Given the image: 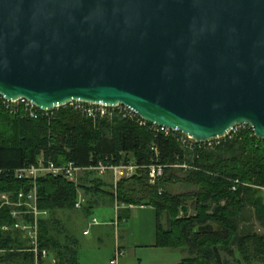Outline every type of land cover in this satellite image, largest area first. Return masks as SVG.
Returning a JSON list of instances; mask_svg holds the SVG:
<instances>
[{"label": "water", "instance_id": "95a60500", "mask_svg": "<svg viewBox=\"0 0 264 264\" xmlns=\"http://www.w3.org/2000/svg\"><path fill=\"white\" fill-rule=\"evenodd\" d=\"M0 96L121 104L197 144L240 124L264 140V0H0Z\"/></svg>", "mask_w": 264, "mask_h": 264}, {"label": "trees", "instance_id": "16d2710c", "mask_svg": "<svg viewBox=\"0 0 264 264\" xmlns=\"http://www.w3.org/2000/svg\"><path fill=\"white\" fill-rule=\"evenodd\" d=\"M181 137L174 132L155 133L135 120L92 121L70 108L56 110L50 119L19 120L0 104V194L14 198L20 191L29 193L32 184L15 179L13 172L40 158L55 165L72 162L79 168L98 162L162 165L164 176L155 185L139 170L115 187L117 204L155 209L157 247L183 249L187 257L179 264H232L223 255L233 258L234 264H264V233H257L250 224L254 221L264 231V195L259 189L264 188V140L247 127L211 146L187 145ZM175 166L182 177L176 175ZM174 180L197 191L172 195L165 186ZM85 182L82 186L63 177L38 179V209L50 215L75 211L80 191L85 196L106 194L114 199V192L105 190L111 184ZM189 201L194 215L183 218L180 208ZM10 212L11 207L0 199V264H34L25 235L11 228ZM162 213L167 215V228L161 223ZM48 222L39 224L41 246L53 254L55 264H78L75 246L62 248L49 234Z\"/></svg>", "mask_w": 264, "mask_h": 264}, {"label": "built area", "instance_id": "2783aa9c", "mask_svg": "<svg viewBox=\"0 0 264 264\" xmlns=\"http://www.w3.org/2000/svg\"><path fill=\"white\" fill-rule=\"evenodd\" d=\"M0 104L5 112L19 120L25 118L37 119L39 116L50 119L54 116V112L56 110H59L60 108H70L81 116L92 121L121 118L135 120L141 127H148L149 125L152 131L155 133H163L165 136L169 135L170 132H174L166 128L157 127L147 123L143 119L139 118L133 110L121 104L108 106L104 104L76 101L69 102L62 107H57L52 110H40L25 99L8 101L1 96ZM246 127L251 130L247 124L236 125L224 137L203 144L211 146L213 142L218 143L225 137L230 138L231 135L237 133L241 128ZM181 136V141L184 144H197L191 138L184 135ZM152 149L155 155H157V150L154 148ZM139 170L145 171L150 185H155L164 176V166L158 164L144 167L138 166L134 161L121 162L119 165H107L102 162H98L89 168H79L72 162L63 165H55L51 161L45 162L42 158H40L35 164L24 166L23 168L13 172L15 179L20 181H29L32 184L31 191H29V193L20 191L14 195V198H10L8 194L3 193L0 194V199L3 205L11 207L10 215L13 219L11 228L13 230H18L25 235L28 245L27 250L33 255L34 264H44L46 259L49 258V253L44 247L41 246L39 241V224L44 218L47 217L48 212L39 210L37 207L36 183L38 179L42 177H63L74 184H77L76 178L80 172L95 171L98 174L112 172L115 177L114 187H116L118 174L124 173L126 178H130L136 175L137 171ZM259 189L264 195V188L262 187ZM81 204L82 199L78 198L75 208L79 209ZM92 224H97L95 219L92 220ZM124 255V250L119 245H116L108 264H121Z\"/></svg>", "mask_w": 264, "mask_h": 264}, {"label": "crops", "instance_id": "0c3cea01", "mask_svg": "<svg viewBox=\"0 0 264 264\" xmlns=\"http://www.w3.org/2000/svg\"><path fill=\"white\" fill-rule=\"evenodd\" d=\"M100 195L95 196L88 194L83 198L82 192H78V198L82 199L81 208L76 209L75 211H57L53 214H48L44 220H48L47 229L49 234L55 239L62 248L67 246L78 245V241L74 236L73 232L75 231L76 224L78 223V218H81L79 214H71V212L78 213L77 210H82L86 200L91 199V204L98 205L96 198H99ZM118 211H122L123 219L121 229L120 223L112 222H102L105 226H111L112 223L115 227L117 224L116 232L113 244L110 245L107 254L105 255L103 261L100 264H108L111 259L114 248L116 245H119L125 252L124 257L122 258L121 264H179L187 253L183 249H172V248H159L156 245V227H157V217L156 211L151 206H126L123 205ZM68 213V214H67ZM95 219V218H93ZM92 219V220H93ZM92 220L88 222V228L98 227L97 224H92ZM96 220V219H95ZM97 222V220H96ZM58 224L61 228V234L55 233L53 226ZM71 226V228H70ZM116 231V230H115ZM85 234H89L88 230H85ZM58 235V236H57ZM77 259V252H76ZM55 261L52 253L49 252V258L44 262V264H53ZM78 262V261H77ZM234 264V262H231ZM78 264H82L79 263ZM86 264V263H83ZM87 264H96L94 262Z\"/></svg>", "mask_w": 264, "mask_h": 264}, {"label": "rangeland", "instance_id": "374dc122", "mask_svg": "<svg viewBox=\"0 0 264 264\" xmlns=\"http://www.w3.org/2000/svg\"><path fill=\"white\" fill-rule=\"evenodd\" d=\"M63 165V164H61ZM176 168V175L183 176L181 175L180 170L178 169L177 166ZM184 169H187V167H181ZM92 174H89V173ZM77 184L79 185H87V181H101L106 184H111L109 186L105 187L106 192H114V199L112 200L110 196L103 194L100 195L99 198H97L98 205H93L89 201L88 203L84 204V207L82 210H77L78 213L71 212V214H79L81 215V218H78V223L76 224L75 231L73 232L74 236L76 237L78 241V245L76 247V252H77V261L79 263H96L100 264L105 255L107 254L109 247L111 244H113L116 232L119 233L117 230V226L115 224V227L113 224L117 221L120 223V229L122 225V211H118L122 207V204H117L115 201V177L112 172H106L104 174H98L95 171H85V172H80L77 175ZM127 179L124 175V173L118 174L117 177V184L122 181ZM169 185L165 186V189L169 191L172 195H183V194H190L192 192L197 191V188L193 186H187L186 183H180L177 180L174 181H169L167 182ZM116 184V185H117ZM112 186V187H111ZM83 194V198L85 197V194L83 191H81ZM9 195V194H8ZM10 198L11 195H9ZM83 203V202H82ZM186 207L188 208V214L194 215L193 207H192V202H188ZM81 208V207H80ZM118 208V209H117ZM68 214V213H67ZM180 216L182 217V214L180 213ZM93 218L97 220V225L98 227L94 228H88V222L91 221ZM107 220H111L112 225L111 226H105L103 225L102 222H108ZM161 223L163 225V228H167V215L166 213H162L161 217ZM250 224L253 226V229L259 233L263 234L264 231L254 222L251 221ZM71 228V226H70ZM53 229L55 230V233L57 232L58 234H61V228L58 226V224L53 226ZM85 230H88L89 234H85ZM116 230V231H115ZM58 236V235H57ZM225 258L229 260V262H234L233 258L227 257L226 255H223ZM187 255L184 257L186 258ZM48 260V259H46ZM46 262V261H45ZM52 264V263H51ZM55 264V261L53 262ZM253 264H259V263H253Z\"/></svg>", "mask_w": 264, "mask_h": 264}]
</instances>
